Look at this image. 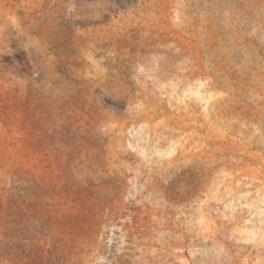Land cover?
Listing matches in <instances>:
<instances>
[{
	"label": "rangeland",
	"instance_id": "1",
	"mask_svg": "<svg viewBox=\"0 0 264 264\" xmlns=\"http://www.w3.org/2000/svg\"><path fill=\"white\" fill-rule=\"evenodd\" d=\"M0 264H264V0H0Z\"/></svg>",
	"mask_w": 264,
	"mask_h": 264
}]
</instances>
